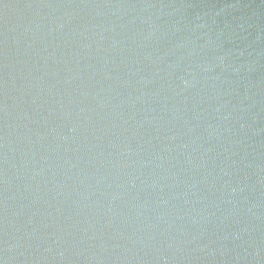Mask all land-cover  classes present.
I'll return each mask as SVG.
<instances>
[{
	"label": "water",
	"instance_id": "obj_1",
	"mask_svg": "<svg viewBox=\"0 0 264 264\" xmlns=\"http://www.w3.org/2000/svg\"><path fill=\"white\" fill-rule=\"evenodd\" d=\"M0 264H264V0H0Z\"/></svg>",
	"mask_w": 264,
	"mask_h": 264
}]
</instances>
